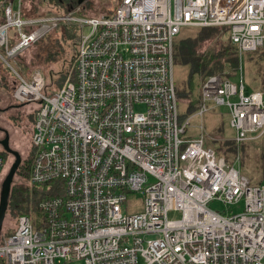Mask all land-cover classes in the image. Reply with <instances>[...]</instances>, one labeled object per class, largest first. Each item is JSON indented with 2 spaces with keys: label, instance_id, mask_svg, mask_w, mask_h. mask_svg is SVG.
Returning a JSON list of instances; mask_svg holds the SVG:
<instances>
[{
  "label": "built area",
  "instance_id": "2783aa9c",
  "mask_svg": "<svg viewBox=\"0 0 264 264\" xmlns=\"http://www.w3.org/2000/svg\"><path fill=\"white\" fill-rule=\"evenodd\" d=\"M82 6L26 18L25 0H0V66L13 101L34 107L27 188L52 193L18 217L2 264H264V182L250 185L239 153L227 165L202 135L183 137L210 106L227 108L236 146L262 138L264 91L210 76L182 123L173 59L185 28H225L239 62L261 49L264 0H121L100 18ZM60 26L78 29L75 73L50 92L42 73L15 65ZM136 195L142 211L125 213Z\"/></svg>",
  "mask_w": 264,
  "mask_h": 264
},
{
  "label": "rangeland",
  "instance_id": "374dc122",
  "mask_svg": "<svg viewBox=\"0 0 264 264\" xmlns=\"http://www.w3.org/2000/svg\"><path fill=\"white\" fill-rule=\"evenodd\" d=\"M87 2L90 4V7H86ZM119 0H87L83 3V16L91 17H105L114 12L117 7ZM86 33L88 31L86 30ZM47 37V36H46ZM45 37V38H46ZM44 38V39H45ZM224 42H228V35L224 36ZM66 54L64 55L63 60L57 61L54 60H45L44 49L41 45L34 46L27 52L23 54V57L20 58L17 62L24 66L26 69L22 71V74L25 78L29 77L35 72H40L46 78V82L50 89H53L51 81H54L57 78H63L64 80L60 81V84L64 83L66 80L73 79V68H69V60L73 58V51L71 47H65ZM260 54H244L242 55L239 68L234 73L232 69L224 70V74L231 75V81L238 87L240 83L244 87L245 94L248 95L253 91V80L258 78V75L262 73L264 77V61L260 59ZM17 68V65H16ZM54 79L51 80L52 74ZM222 73V74H223ZM227 75V76H228ZM189 77V67L184 65H174V87L176 91L181 93L188 94L187 92V83ZM50 81V83H49ZM15 86L14 81L8 76L2 67H0V154L5 156V166L0 174V194L2 191L3 183L5 182L11 167L14 164V157L6 150L2 142H6L8 138V149L13 152L18 153L21 158L22 164L26 160H31V147H30V137L34 126L35 115L33 106H20L16 104L12 99V90ZM193 96L196 97L200 93V84L199 80L195 78L193 80ZM179 114L183 115L182 123L187 120L188 115L185 114L186 102L180 100ZM136 112L143 113V108H136ZM201 125L202 130H199L198 127ZM200 135L204 137L205 148H210L216 150L219 147H225V142H232L235 138V131L230 126L229 112L225 107H218L215 109H210L205 112L201 119L193 118L190 121L189 126L186 129V134L183 136L186 139H196ZM239 152L243 153L245 156L244 165L242 166L239 162V170L241 174L250 181L256 179L259 174L257 172V167L262 164L264 168V163L261 161V155L264 154V136L258 140H252L244 142L239 147ZM239 153V155H240ZM227 165H230L233 160V156L227 158ZM260 174L264 171L259 172ZM18 184H24L27 186V179L22 181V179L15 175L12 179L11 187ZM130 207L125 208V213L134 214L139 213L143 209V200L141 196L136 195L129 197ZM131 200V201H130ZM32 204L30 200L28 205ZM242 205V204H240ZM209 207L212 210L223 211L226 210L223 204L215 202L211 203ZM34 219H38L34 213ZM169 220L179 221L181 218V213L172 212L168 214ZM18 219V218H17ZM16 216H12L9 212H6L1 232L0 239L3 240L9 233L15 230L17 224ZM6 235V236H5ZM142 264V261L139 262ZM71 264H83L82 262H73Z\"/></svg>",
  "mask_w": 264,
  "mask_h": 264
},
{
  "label": "trees",
  "instance_id": "16d2710c",
  "mask_svg": "<svg viewBox=\"0 0 264 264\" xmlns=\"http://www.w3.org/2000/svg\"><path fill=\"white\" fill-rule=\"evenodd\" d=\"M26 1V9L23 11V16L26 18L36 17L41 15L48 14H66L76 8L79 5V0H25ZM85 1H83L84 3ZM121 2L117 3V5ZM116 5V6H117ZM86 7H90V4L87 2ZM112 14V13H111ZM111 14L107 15L110 16ZM91 17V16H86ZM227 34V30L225 28H185L180 31V33L174 39L173 46V59L174 65H184L189 67V77L187 83V92L188 94L181 93L180 91H176L178 102L183 100L186 102V110L185 114L191 116L195 110L198 103L199 94L194 97L193 92V80L197 78L199 80V84L201 85L204 80H206L210 76L221 75L224 70L232 69L233 73L237 70L239 66L238 53L235 46L231 44L228 38V42H224V36ZM77 40H78V29L76 27H67L60 26L57 29L53 30L50 34L47 35L45 39L40 40L37 45H41L42 49H44V57L45 60H54L53 57L57 61L63 60L64 55L66 54L65 47H71L73 51V58L71 61L69 60V68H73V78H74V66H75V57L77 51ZM33 46V47H34ZM32 47V48H33ZM258 55L260 54V59L264 61V46L257 50L254 53ZM23 55L20 57L22 58ZM19 58V59H20ZM18 59V60H19ZM18 62V61H17ZM16 70L22 74V71L26 68L22 66L20 63L17 64ZM15 65V67H16ZM1 67V66H0ZM4 72L9 76L6 69L2 68ZM264 72V70H263ZM52 74V73H51ZM53 76V74H52ZM25 77V76H24ZM227 78L231 79V75L229 74ZM54 79V76L51 77V80ZM46 80V78H45ZM64 80L63 78H57L55 80L56 85H54V81H51V85H53V89H50L46 82V90L50 92L57 91L60 89L64 83L60 84V81ZM73 80V79H70ZM50 83V81H49ZM253 89L264 91V77L262 73L258 75L257 79L253 80ZM180 120H183V115H180ZM240 146H236L235 143L225 142V147H219L214 150L216 157L218 159H225L227 162V158L229 156L235 157L239 152ZM0 156L5 159L4 154H0ZM261 161L264 163V154L261 155ZM245 156L243 153H240V163L244 165ZM30 160H26L23 164L19 165L16 174L18 175L22 181H25L28 175ZM257 172L255 174H259V176L252 180L250 178V185L259 186L264 182V173L260 174L259 172L264 171L263 165L260 164L257 167ZM52 195L49 191L48 187H37L34 188L30 194V190L24 184L14 185L10 189V195L7 201V210L12 216H16V219L27 213L28 211V202L31 200L33 209H37L38 202ZM14 233L11 232L8 236H11ZM6 236V235H5ZM6 236V237H8ZM5 237V238H6ZM2 240L0 239V243ZM0 264L2 262L0 261Z\"/></svg>",
  "mask_w": 264,
  "mask_h": 264
},
{
  "label": "water",
  "instance_id": "95a60500",
  "mask_svg": "<svg viewBox=\"0 0 264 264\" xmlns=\"http://www.w3.org/2000/svg\"><path fill=\"white\" fill-rule=\"evenodd\" d=\"M84 0H79V3L81 4ZM8 138H6V142H2V144L5 146L6 150L14 157L15 161L13 166L11 167L9 174L5 180V182L3 183L2 186V191L0 194V232H1V227H2V223L6 214V208H7V201L10 195V189H11V183H12V179L16 174V171L19 167V165L21 164V158L18 155V153L11 151L10 149H8Z\"/></svg>",
  "mask_w": 264,
  "mask_h": 264
}]
</instances>
